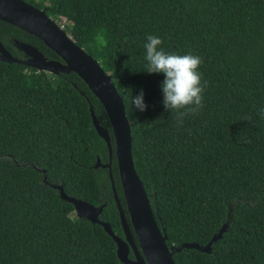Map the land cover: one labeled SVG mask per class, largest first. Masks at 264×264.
Listing matches in <instances>:
<instances>
[{
	"label": "trees",
	"instance_id": "16d2710c",
	"mask_svg": "<svg viewBox=\"0 0 264 264\" xmlns=\"http://www.w3.org/2000/svg\"><path fill=\"white\" fill-rule=\"evenodd\" d=\"M25 1L70 22L66 33L111 76L130 123L134 168L167 246L204 245L227 223L210 253L183 248L175 264H264V0ZM148 35L162 38L166 52L202 58L204 107L182 123L162 102L164 74L146 71ZM15 40L59 59L0 20V42L25 58ZM141 90L145 111L132 105ZM90 107L110 135L112 177L129 220L111 124L84 81L0 61V264H124L113 238L74 215L56 187L104 204L99 219L124 237L108 169L94 168L97 158L108 163L109 151Z\"/></svg>",
	"mask_w": 264,
	"mask_h": 264
},
{
	"label": "water",
	"instance_id": "95a60500",
	"mask_svg": "<svg viewBox=\"0 0 264 264\" xmlns=\"http://www.w3.org/2000/svg\"><path fill=\"white\" fill-rule=\"evenodd\" d=\"M0 20L36 36L59 57V59H47L37 47L15 40V46L26 55V58L14 56L0 42V61L17 63L53 74L74 72L84 81L106 111L115 140L119 179L129 220L117 195L112 177L110 135L107 129L99 124L90 107L92 123L98 135L105 140L109 151L108 163L102 164L97 158L94 168L108 169L124 237L116 235L107 222L99 219L104 204L94 206L87 201L68 196L63 187L58 185L56 187L60 197L73 204L78 216L85 217L91 223H97L103 227L104 231L113 238L117 257L124 264H175L172 255L183 248L210 253L212 244L226 231L227 223L222 225L204 245L183 242L173 248L167 246V236L158 226L144 186L134 168L131 129L123 100L111 76L102 69L99 62L77 45L63 27L47 16L43 9L36 8L25 0H0ZM130 251L133 253V258L129 257Z\"/></svg>",
	"mask_w": 264,
	"mask_h": 264
},
{
	"label": "clouds",
	"instance_id": "9594fccd",
	"mask_svg": "<svg viewBox=\"0 0 264 264\" xmlns=\"http://www.w3.org/2000/svg\"><path fill=\"white\" fill-rule=\"evenodd\" d=\"M144 44L147 61L146 71L148 73H162L164 80L161 83L163 92V104L166 110L175 114V119L182 123L185 116L198 114L204 107L203 92L206 82L202 84L199 67L202 58L192 53L178 54L166 52L162 45V38L155 35H148ZM132 105L145 111L147 104L144 101V92L132 97ZM264 118V109L259 110ZM251 120V116L244 118Z\"/></svg>",
	"mask_w": 264,
	"mask_h": 264
},
{
	"label": "rangeland",
	"instance_id": "374dc122",
	"mask_svg": "<svg viewBox=\"0 0 264 264\" xmlns=\"http://www.w3.org/2000/svg\"><path fill=\"white\" fill-rule=\"evenodd\" d=\"M34 2H40V1H45V0H33ZM60 26H62L63 27V29L64 30H68V28L70 27V26H72V24L70 23V22H68V21H58L57 19H54ZM93 33H91V35H92ZM92 37V36H91ZM74 215H77L76 214V211L74 210V213H73Z\"/></svg>",
	"mask_w": 264,
	"mask_h": 264
},
{
	"label": "flooded vegetation",
	"instance_id": "af4514ba",
	"mask_svg": "<svg viewBox=\"0 0 264 264\" xmlns=\"http://www.w3.org/2000/svg\"><path fill=\"white\" fill-rule=\"evenodd\" d=\"M24 55V57L26 58V55L25 54H23Z\"/></svg>",
	"mask_w": 264,
	"mask_h": 264
}]
</instances>
